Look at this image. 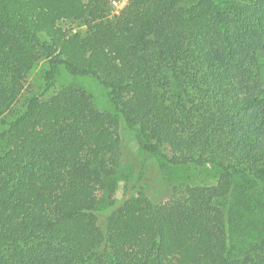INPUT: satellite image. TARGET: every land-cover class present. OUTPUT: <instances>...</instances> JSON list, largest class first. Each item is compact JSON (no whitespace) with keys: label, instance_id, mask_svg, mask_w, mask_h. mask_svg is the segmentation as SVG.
I'll return each mask as SVG.
<instances>
[{"label":"trees","instance_id":"trees-1","mask_svg":"<svg viewBox=\"0 0 264 264\" xmlns=\"http://www.w3.org/2000/svg\"><path fill=\"white\" fill-rule=\"evenodd\" d=\"M112 1L0 0V264H264V0ZM41 60L44 90L94 78L144 153L218 185L185 216L117 201L116 119L82 87L28 90Z\"/></svg>","mask_w":264,"mask_h":264},{"label":"rangeland","instance_id":"rangeland-1","mask_svg":"<svg viewBox=\"0 0 264 264\" xmlns=\"http://www.w3.org/2000/svg\"><path fill=\"white\" fill-rule=\"evenodd\" d=\"M130 1L118 0L120 3L118 7L111 3V16H119ZM61 27L66 30L72 29L76 33L85 32L82 23H62ZM48 70V61L41 60L29 75L28 90L49 97L59 93L64 86L82 87L92 95L100 113L116 119L118 125L116 139L120 143L122 155L113 188L117 201L121 202L125 197L141 193L154 204L173 207L179 215L185 216L194 210L190 199V190L193 187L218 185L220 173L210 164L203 167L174 166L165 162L161 155L144 153L123 116L111 106L107 90L94 78L72 77L64 68H60L44 90V79ZM28 95V92L25 93L22 101ZM109 213L108 210L100 213L102 227L107 224Z\"/></svg>","mask_w":264,"mask_h":264},{"label":"built area","instance_id":"built-area-1","mask_svg":"<svg viewBox=\"0 0 264 264\" xmlns=\"http://www.w3.org/2000/svg\"><path fill=\"white\" fill-rule=\"evenodd\" d=\"M119 4H120V3L118 2V0H113V1H112V5H113L114 7H118Z\"/></svg>","mask_w":264,"mask_h":264}]
</instances>
